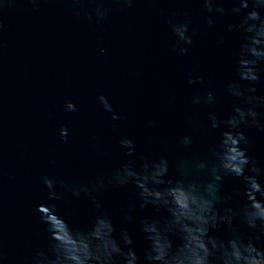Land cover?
I'll return each instance as SVG.
<instances>
[{
	"label": "water",
	"instance_id": "obj_1",
	"mask_svg": "<svg viewBox=\"0 0 264 264\" xmlns=\"http://www.w3.org/2000/svg\"><path fill=\"white\" fill-rule=\"evenodd\" d=\"M81 2L83 9H76L80 16L72 0H3L0 6V264H31L34 252L47 248L49 237L36 211L48 203L41 177L87 185L97 175L108 176L125 159L117 142L123 135L136 142L138 156L168 161L166 179L206 184L207 169L215 163L212 148L222 131L211 129L208 115L219 120L231 114L234 101L224 88L238 79L240 43L234 31H227L239 20L230 14L232 0H219L229 14L214 16L212 28L199 0H134L131 8L117 0H92L109 9L100 23L94 15L91 22L85 19L92 5ZM185 11L197 35L188 55L178 56L170 51L174 37L165 21L180 22ZM258 67L262 82L252 94L264 97V65ZM188 73L202 82L189 86ZM209 91L215 97L212 104L193 103ZM99 95L109 100L119 121L102 111ZM66 101L75 103L77 112L66 113ZM62 126L69 129L66 142L60 139ZM242 131L246 154L261 168L257 179L264 183V133L254 126ZM200 162L207 167L196 168ZM244 187L234 177L222 179L216 210L223 215L231 208L233 223L210 235L225 242L237 235L251 237L264 248V236L240 217L247 201ZM138 191L134 185L114 188L100 192L97 200L114 223L118 242L127 231L142 259L148 244L140 222H163L167 213L151 206L140 209ZM226 197L230 199L223 202ZM59 212L70 226L83 228L97 210L90 200L69 196Z\"/></svg>",
	"mask_w": 264,
	"mask_h": 264
},
{
	"label": "clouds",
	"instance_id": "obj_2",
	"mask_svg": "<svg viewBox=\"0 0 264 264\" xmlns=\"http://www.w3.org/2000/svg\"><path fill=\"white\" fill-rule=\"evenodd\" d=\"M117 2L131 8L134 0ZM88 3L92 5V11L84 13L85 19L91 22L94 15L95 22L100 23L107 18L108 7L93 4L92 0H88ZM199 3L207 13L208 28L213 27L214 16L229 14L220 6L219 0H199ZM2 4L3 0H0V6ZM72 4L75 15L80 16V11L76 9H83L81 0H72ZM262 13L264 0H232L230 14L239 17V20L229 24L227 31H234L240 41L235 54L238 79L227 83L224 88L227 97L234 101L231 114L226 119L219 120L212 113L208 115L211 129H222L219 143L212 148L215 163L207 169L209 181L201 184L198 180L173 182L166 179L169 172L168 161L163 157L157 161H149L138 156L136 142L122 135L117 142L125 159L108 176L97 175L87 185L68 183L64 178L41 177L48 203L39 205L36 211L40 214V223L45 226L49 240L46 249L34 252L31 264H264V248L256 246L251 237L245 240L237 235L225 242L210 235V231H219L220 225L231 229L233 210L224 209L223 215L216 210V204L222 202L218 195L221 181L225 176H231L242 180L245 186L244 196L247 201L240 210L242 222L264 236V183L257 179L262 170L246 154L248 140L242 131V128L254 126L258 132L264 133V112L257 110L264 109V97L252 94L256 92L254 86L262 82V69L258 67L264 65ZM182 15L183 20L180 22H173L172 18L165 22L174 37L170 51L178 56H187L189 49L194 46L197 29L191 27L189 12L185 11ZM222 44L223 40H220L218 46ZM188 77L189 86L200 83L203 79H192V73H188ZM214 100L213 93L209 91L195 97L193 103L207 105ZM97 103L112 121L121 119L104 95L97 97ZM63 108L66 113L78 110L71 101H66ZM147 125L151 127L152 122L148 121ZM59 135L61 141L66 142L69 129L62 126ZM183 143L187 145L190 141L185 137ZM195 166L198 169L207 167L203 162ZM128 185H134L139 190L137 196L140 209L151 206L157 212L164 209L167 213L163 222L155 218H146L140 222L139 231L148 244L142 259L134 250L133 240L127 231L119 234L118 242L115 225L101 210V204L97 200V195L102 191ZM69 196L84 197L97 210L90 223L83 228L70 226L59 212V207ZM228 199L230 197L224 198L223 202ZM124 218L131 219L127 214ZM173 238L179 242L174 243Z\"/></svg>",
	"mask_w": 264,
	"mask_h": 264
}]
</instances>
